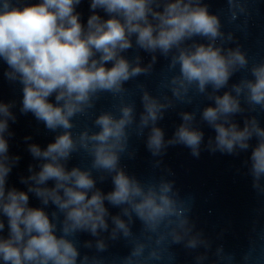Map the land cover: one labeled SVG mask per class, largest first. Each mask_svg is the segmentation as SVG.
I'll use <instances>...</instances> for the list:
<instances>
[{"label":"clouds","instance_id":"9594fccd","mask_svg":"<svg viewBox=\"0 0 264 264\" xmlns=\"http://www.w3.org/2000/svg\"><path fill=\"white\" fill-rule=\"evenodd\" d=\"M83 2L0 0L2 78L21 93L19 101L0 98V264H177V247L193 264H264V59L250 58L236 35L247 36L257 0H224L217 12L208 0H87L86 22ZM160 58L156 94L136 84L137 113L126 85L151 77ZM104 94L116 101L112 110L77 131L76 119L93 115ZM198 97L210 103L179 111L166 136V113ZM17 107L54 134L45 147L23 137L34 161L19 176L26 190L8 184L22 159L10 152ZM201 124L214 135L205 139ZM133 136L143 138L158 177L141 179L122 164L137 156ZM176 146L195 159L246 154L237 173L261 206L245 247H226L227 228L213 238L197 226L195 197L181 195L164 161ZM74 155L87 165L69 167ZM109 180L111 190L98 186ZM30 194L40 206H30ZM118 243L126 252L111 255Z\"/></svg>","mask_w":264,"mask_h":264}]
</instances>
